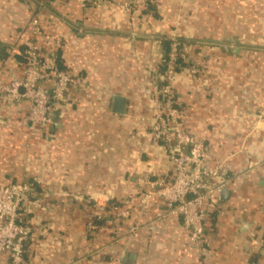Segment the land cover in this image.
I'll return each mask as SVG.
<instances>
[{"label": "crops", "instance_id": "1", "mask_svg": "<svg viewBox=\"0 0 264 264\" xmlns=\"http://www.w3.org/2000/svg\"><path fill=\"white\" fill-rule=\"evenodd\" d=\"M128 2L0 0V81L21 77L34 17L40 48L78 78L46 132L21 123L25 101L1 111L17 124L0 127V185L36 183L22 264H264V0ZM162 37L184 39L181 122L223 163L208 184L226 180L229 191L204 221L202 255L161 198L141 203L152 191L142 177L173 176L150 132ZM0 264H11L7 253Z\"/></svg>", "mask_w": 264, "mask_h": 264}, {"label": "built area", "instance_id": "2", "mask_svg": "<svg viewBox=\"0 0 264 264\" xmlns=\"http://www.w3.org/2000/svg\"><path fill=\"white\" fill-rule=\"evenodd\" d=\"M158 0H130L126 7L146 8ZM40 28L37 17L31 20L32 36L27 39L20 78L9 83L0 81V127H13L17 123L3 119V109L21 101L28 103L26 115L21 120L30 134L46 132L52 123V113L66 100V91L78 78L69 71L58 67L53 57H48L40 48L35 36ZM171 49L167 56V67L160 74L161 86L154 95L155 121L151 125V137L156 143L166 146L173 166L171 180L157 177L152 180L142 177L140 183L152 189L141 197L144 204L151 196L161 198L168 210L181 217L189 238L199 255L206 252L204 247V221L219 208V192L226 180L210 186L213 178H220L222 162H212L210 148L201 138L190 134L181 122L182 115L177 107L174 90L178 71L176 40L170 38ZM186 62V60H185ZM187 64V62H186ZM34 198V185L27 180L0 185V253H7L11 264H22L25 242L34 231L27 223ZM121 215L125 212L120 211ZM138 225L133 224L128 233L134 236Z\"/></svg>", "mask_w": 264, "mask_h": 264}, {"label": "trees", "instance_id": "3", "mask_svg": "<svg viewBox=\"0 0 264 264\" xmlns=\"http://www.w3.org/2000/svg\"><path fill=\"white\" fill-rule=\"evenodd\" d=\"M161 43H162V47H163V52H162V56H161V61H160V65H159V72L163 73V71L166 69L167 67V56L168 53L171 49V41L169 38L166 37H162L161 38ZM176 49L178 52V58H177V68L176 70L179 72L181 69H183L186 65L185 59H184V55H183V45H184V39L183 38H179L176 40ZM58 67L62 69V67L59 65L58 63ZM57 109H60V107H58ZM33 183L34 185V198H35V181L33 180H27ZM216 212L213 211L211 212L212 214ZM210 213V214H211Z\"/></svg>", "mask_w": 264, "mask_h": 264}, {"label": "water", "instance_id": "4", "mask_svg": "<svg viewBox=\"0 0 264 264\" xmlns=\"http://www.w3.org/2000/svg\"><path fill=\"white\" fill-rule=\"evenodd\" d=\"M124 103V99L122 97H115L114 98V111L121 112L122 111V105ZM228 190L223 186L221 188V197L226 198L228 194ZM122 264H135V260L132 257H124L122 259Z\"/></svg>", "mask_w": 264, "mask_h": 264}]
</instances>
